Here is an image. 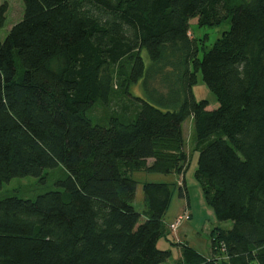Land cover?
Wrapping results in <instances>:
<instances>
[{"label":"trees","instance_id":"1","mask_svg":"<svg viewBox=\"0 0 264 264\" xmlns=\"http://www.w3.org/2000/svg\"><path fill=\"white\" fill-rule=\"evenodd\" d=\"M23 3L0 41V190L63 174L35 198L0 199V264H165L175 190L190 195V117L194 178L231 227L213 229L208 258L183 246L177 264H264V0ZM192 21L230 29L206 50ZM198 72L212 109L195 98ZM142 171L182 185L145 183L139 212L133 174Z\"/></svg>","mask_w":264,"mask_h":264},{"label":"rangeland","instance_id":"2","mask_svg":"<svg viewBox=\"0 0 264 264\" xmlns=\"http://www.w3.org/2000/svg\"><path fill=\"white\" fill-rule=\"evenodd\" d=\"M237 3L245 2L248 0H235ZM5 9V22L3 26H0V41H4L13 28L17 23H19L24 16V3L23 0H0V9ZM191 32L193 36L198 39L204 40V47L206 50L212 48L213 44L216 40L224 34V32L230 29L229 23L223 24L221 27L215 28H200L197 24L192 21L190 26ZM203 56V51L200 53V57ZM61 63L59 61H55L52 63V67H60ZM195 98L198 101L207 100L211 104V109L214 108L217 104H215V97L208 86L204 83L201 72L197 74V83L193 89ZM115 107V105H113ZM104 112L101 108H96L93 110V114L97 117L102 116L101 113ZM184 135L186 139V151L188 153V158L190 162V168L186 175V186L188 188L190 197L188 201L191 200V209L196 210L195 216H193V224L196 227L200 226L203 233H205L204 237L207 238L209 241V245H211V237L209 230L214 228V224H222L225 225L227 223H220L217 221L215 217L214 210L212 207L207 203L205 196L201 190V187L196 182L194 178V173L197 169V160L198 154L196 152V141H195V128H194V119L189 118L183 124ZM50 174V180L47 184H40L39 180L33 177H26V178H16L12 180L10 183L5 184L2 190H0V199L11 197V196H18L20 198H35L45 192L53 190L56 185L55 182L59 179L63 172L62 169L48 171ZM175 174L172 175H162L156 173H148L145 171L134 173L133 178L137 181V194H136V201L134 203L135 208L139 212H143L146 209V203L144 198L143 192V185L145 183H171L175 180ZM179 177V181H175L173 184L182 185L183 178ZM178 189L175 190L172 205L170 210L166 216V221L171 219L176 214H179L182 209L181 214L177 217H182L183 220L179 223L181 226L185 223L189 218L190 209L188 207V201L186 199H182L178 195ZM176 217V218H177ZM173 220L171 224H175L177 220ZM191 218V217H190ZM180 219V218H179ZM175 222V223H174ZM171 226V225H170ZM178 226V227H179ZM178 229V228H177ZM176 229V230H177ZM175 230V231H176ZM160 247L162 249L168 248L167 244L164 241H161ZM178 258V250L176 248L172 249V260H177Z\"/></svg>","mask_w":264,"mask_h":264},{"label":"crops","instance_id":"3","mask_svg":"<svg viewBox=\"0 0 264 264\" xmlns=\"http://www.w3.org/2000/svg\"><path fill=\"white\" fill-rule=\"evenodd\" d=\"M175 176L176 177H175L174 182L179 181V177L177 175H175ZM185 178H186V176H185ZM174 182H171V183H174ZM189 198H191L190 195H189ZM190 205H191V200L188 201V207L190 208V209H188V210H190L188 220L185 223H183L173 233L174 245H171L168 242L164 241V243L167 244L168 248H171V249L176 248L178 250L177 260H172V258H171L165 264H177V263H179V261H181L183 259V246H189V247L193 248L198 254H200L204 258H208L211 255V245H209V241L207 240V238L204 237V235H205V233H203L204 229L201 230L200 226L196 227L195 224H193L192 219H193V216H195V214L197 212L195 209H191ZM184 210L185 209H182L179 214H181L182 211H184ZM179 214H176L175 216H173L171 219H169L167 221L165 219L166 223L168 225H170L172 223V221L175 220V218ZM214 225H215L214 228L217 226H221V227H225V228L231 227L230 223H227L225 225H222V224L220 225V224L215 223ZM213 229L212 230L208 229V231L210 232L209 233L210 237H211Z\"/></svg>","mask_w":264,"mask_h":264},{"label":"built area","instance_id":"4","mask_svg":"<svg viewBox=\"0 0 264 264\" xmlns=\"http://www.w3.org/2000/svg\"><path fill=\"white\" fill-rule=\"evenodd\" d=\"M179 218H180V219H179ZM179 218H178V220H177L176 223L174 222L175 224H172V225H171V228H172L173 230H176V229L178 228L179 223L181 222V220H183L181 216H180Z\"/></svg>","mask_w":264,"mask_h":264}]
</instances>
